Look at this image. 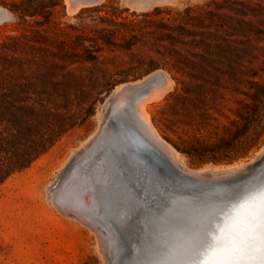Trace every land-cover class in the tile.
I'll list each match as a JSON object with an SVG mask.
<instances>
[{
    "label": "rangeland",
    "instance_id": "obj_1",
    "mask_svg": "<svg viewBox=\"0 0 264 264\" xmlns=\"http://www.w3.org/2000/svg\"><path fill=\"white\" fill-rule=\"evenodd\" d=\"M190 5L221 14L205 19L209 27L198 26L213 35L198 46L185 41L198 40L200 34L182 37L178 47L188 56L185 70L155 64L161 40L142 37L139 28L133 36L130 22L139 27L147 12L148 18L158 19ZM0 7L17 18L0 23V84L5 90L34 81L36 71L45 72L58 54L72 56L63 71L74 72L65 79V89L50 94L61 105H54L48 117L0 115V137L7 136L0 145L26 157L24 165L0 181V264H104L87 220L74 219L73 208L67 214L47 195L48 184L96 131L120 83L158 68L168 71L173 84L151 102L152 121L188 169L249 161L263 149L264 0H95L75 11L66 10V0H0ZM89 51L98 60L85 59ZM37 125L54 138L45 149ZM59 127L63 130L57 135ZM119 140L125 145L122 136Z\"/></svg>",
    "mask_w": 264,
    "mask_h": 264
},
{
    "label": "bare ground",
    "instance_id": "obj_2",
    "mask_svg": "<svg viewBox=\"0 0 264 264\" xmlns=\"http://www.w3.org/2000/svg\"><path fill=\"white\" fill-rule=\"evenodd\" d=\"M93 1L66 0V3L69 11H75L79 5ZM172 84V77L163 68L155 69L136 80L118 84L112 91L108 110L99 120L96 131L71 155L62 171L48 184L47 198L67 214L68 209L72 211L73 208L75 211L72 213L77 214L73 213L74 219L83 217L79 222L87 220L86 223L95 233L96 247L104 264H117V256H121L116 250L118 247H115L116 236L110 232L107 224L109 221H105L109 216L105 198L110 192L116 197L118 213L124 223L123 229L132 232L135 228L125 222L132 209L136 222H139V229L146 231L144 236L147 237L143 244L136 245L138 249H134L138 253L136 259L126 258L128 264H187L201 251L200 241L205 232L209 233L215 245V258L227 257L229 264H244V252H229L226 249L232 248L233 242L244 247L240 241L246 235L249 208L231 207L230 210L228 207L257 187L244 191L237 198L236 195H217L213 191V195L206 192L194 198L187 195L182 199L185 204L175 203L180 200H173L176 197L169 195L174 194V190L204 186L202 181L217 182L242 172L252 166L261 153V158L264 157V147L256 158L249 161L204 165L198 170L188 169L180 152L162 136L151 116V102L161 97ZM120 124L122 131L117 133L111 130ZM118 135L122 136L125 145L120 144ZM121 164H127L131 174L138 177L123 173L120 178L123 184L117 185L115 176L119 171L117 166ZM138 165L142 171H136ZM146 172L153 177L152 180L169 182L166 184L170 188L150 185L151 182L144 179L148 177ZM192 203L202 209L191 211L189 208ZM159 210L169 219L162 218ZM173 219L177 221L174 224L176 226L168 229L173 225ZM152 221L158 224L153 225ZM123 235L127 238L125 232ZM129 244L128 241L127 246H123L124 250L120 247L123 252L126 251L127 256Z\"/></svg>",
    "mask_w": 264,
    "mask_h": 264
},
{
    "label": "trees",
    "instance_id": "obj_3",
    "mask_svg": "<svg viewBox=\"0 0 264 264\" xmlns=\"http://www.w3.org/2000/svg\"><path fill=\"white\" fill-rule=\"evenodd\" d=\"M161 9L158 8L157 12H160ZM169 12V16L160 18L147 17L150 15V12L144 14V19L146 23L142 26H136L134 22H130V29L133 31V36H137L136 29L140 31L142 37H152L156 35L161 41L158 43L156 50L159 53V61H155V64H162L164 66H169V68H178L184 69L185 65L188 63L187 53L182 51L178 47V42L182 40V37L185 35H195L200 34V38L197 40L192 37L186 40V43L192 44V46H198L200 43H205L206 38L213 35V31L209 29H198V26H207L205 24V19L208 16H220L221 14L213 10L206 9L202 6L190 5L186 6L183 10H178L175 12ZM154 27V28H153ZM218 29V28H216ZM221 36V34H218ZM169 39V42H163L162 40ZM224 40H227L224 38ZM195 41V43H193ZM133 42L131 41L130 44ZM154 44V42H151ZM190 51V50H189ZM72 58L71 55L58 54L57 57L59 60L51 61L49 68L45 72L37 70L36 75H34V81L29 83H15L14 86L8 87L9 89L5 90L6 86L0 84V115L4 112L17 113V112H26L27 114H34L35 117H48V115L53 114L54 105L56 107L61 104L58 101L51 100L50 94H59L60 90H63L67 87L68 82L65 80L67 77L73 76L74 72L72 70L63 71L67 66V60ZM85 59H95L98 60V55L89 51ZM62 60V61H61ZM75 60V59H69ZM71 61V62H72ZM153 62V61H152ZM151 62V63H152ZM61 75L60 79L53 80L51 76ZM27 92L35 93L34 96L23 95ZM48 94V95H43ZM9 95H14L12 99H8ZM43 95V96H42ZM32 100L29 104H26V101ZM27 108V109H26ZM27 110V111H26ZM39 121L37 122V124ZM38 126L41 137V145L43 149L50 145L54 138L46 137L45 131ZM62 128L59 127L57 130V135L62 132ZM7 136L0 137V141H7ZM46 140L47 143L46 144ZM26 162V157L22 156V152L17 151L15 147L10 145H0V181L13 171L16 167L24 165Z\"/></svg>",
    "mask_w": 264,
    "mask_h": 264
},
{
    "label": "water",
    "instance_id": "obj_4",
    "mask_svg": "<svg viewBox=\"0 0 264 264\" xmlns=\"http://www.w3.org/2000/svg\"><path fill=\"white\" fill-rule=\"evenodd\" d=\"M66 10H67V3H66ZM110 97H112V94L110 95ZM120 127H121V124H120ZM262 155H263V153H261L258 156V159L255 161V163L252 166H250L249 168L243 170L240 173H237V174H235L233 176H230L227 179H224V180H221V181H217V182H212V183H208L206 181H202V183L205 184L204 186H200V187H197V188H187V189L177 190V191L174 190V194H172V195L168 194V195L171 196L172 198L176 197L173 200H180V201H174V202L175 203H180L181 202V204H185V202H183L182 199L186 198L187 195H189L190 197H193V196L197 197L198 194L201 195V193H202V195H203V193H206V192H211V195H213L212 191L214 193L217 192L216 193L217 195H223V194H225V196L236 195L235 198H237L244 191H247V190H249L251 188H254V187H258L259 184L262 181H264V157L261 158ZM144 166H145V164H144ZM117 167L119 168V171H118V173L115 176L116 177L115 183L117 185L123 184L121 179H120L121 175L123 173L126 174L128 172V173H130V176L138 177L136 175L131 174L132 172H131L130 168L127 166V164H121V165H119ZM140 169H141V166L138 165V168L136 169V171H138V172L142 171ZM204 174L210 175L209 173H204ZM146 175L148 177H145L144 179H147L148 180L147 182H151V183H149L150 185L155 186V187L157 186V187H160V188H163V189L165 187L166 188H170L166 184V183H169V182H166V181L164 182V181H160V180H156V179L152 180L153 177L151 175H149V173H147V172H146ZM248 194H249V192H248ZM248 194L242 199L239 198L235 203L234 202L230 203L228 208L230 210H232L231 207H233L235 209H237V208L238 209H242V208L246 207V205L245 206H242V205H244V201L247 198ZM106 196H107V198H105V200L107 199L106 200V205H107V210H108L109 216H108V220H105V221H109V222H107V224L109 225L108 227L111 229L110 232L112 231L113 235L116 236V238H117V239L116 238L114 239V242L116 244L115 247H118L116 250L118 252H120V254H121V256H117L118 257L117 264H125L126 258H128V257H130V258L133 257V258L136 259V256L138 255V253L135 252V250L138 249V246H136V245H140L141 246L143 244L144 238L147 237V236H144L146 231L143 232V229H139V222H136V219L134 218V214H133L132 209L130 211L131 214L128 215L129 218H127V220H125V222H126V224L129 227L134 225L135 228L132 230V232L131 231H128V232L125 231L123 229L124 227L122 225L124 223L120 219V216H119V213H118L119 211H118V205H117V202H116L115 195L113 194V192L112 193L110 192V194L107 193ZM134 197L136 199V194H134ZM135 204L133 205V208H135ZM191 206H188V207H191V208H189L191 211H193L195 209H198V208H201V207H197L195 203H192ZM235 209H233V210H235ZM159 212H160L159 214L162 216V218L169 219V217H165L163 215L161 210H159ZM231 212H233V211H231ZM155 215L159 216L158 214H155ZM171 223L173 225H171V227H168V229L176 226L174 224H176L177 221L174 220ZM152 224L156 225L158 223H157V221H154V222L152 221ZM104 231H106V230L104 229ZM124 232L126 233L127 238H124V235H125V234L123 235ZM127 239H128V241L130 243L129 244L130 247L128 249V256L126 255L127 254L126 251H124V252L122 251V250H124L123 246L126 247L127 244H128ZM120 247H122V250H121ZM121 258H122V263H121ZM139 259H140V257L137 258V260H135V262H137ZM126 264H128V263L126 262Z\"/></svg>",
    "mask_w": 264,
    "mask_h": 264
},
{
    "label": "snow or ice",
    "instance_id": "obj_5",
    "mask_svg": "<svg viewBox=\"0 0 264 264\" xmlns=\"http://www.w3.org/2000/svg\"><path fill=\"white\" fill-rule=\"evenodd\" d=\"M249 208L245 231L246 235L240 241L244 247L241 248L233 242V247L226 249L229 252H244V264H264V181H262L255 191H250L244 201V205ZM201 251L196 258L187 264H229L228 258H215V245L205 232L200 241ZM238 264V262H237Z\"/></svg>",
    "mask_w": 264,
    "mask_h": 264
},
{
    "label": "clouds",
    "instance_id": "obj_6",
    "mask_svg": "<svg viewBox=\"0 0 264 264\" xmlns=\"http://www.w3.org/2000/svg\"><path fill=\"white\" fill-rule=\"evenodd\" d=\"M16 16L14 13L10 12L8 9L6 8H2L0 7V23H3L4 20H10V21H14L16 20Z\"/></svg>",
    "mask_w": 264,
    "mask_h": 264
}]
</instances>
